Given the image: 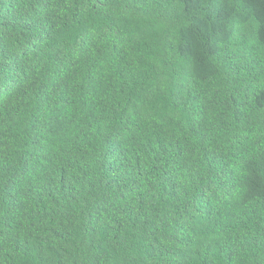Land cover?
<instances>
[{
    "label": "trees",
    "instance_id": "obj_1",
    "mask_svg": "<svg viewBox=\"0 0 264 264\" xmlns=\"http://www.w3.org/2000/svg\"><path fill=\"white\" fill-rule=\"evenodd\" d=\"M0 264H264V0H0Z\"/></svg>",
    "mask_w": 264,
    "mask_h": 264
}]
</instances>
